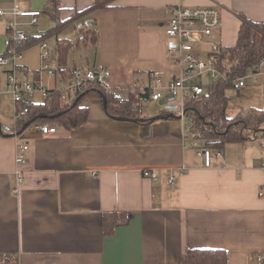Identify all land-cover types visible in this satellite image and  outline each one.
Returning <instances> with one entry per match:
<instances>
[{
	"label": "crops",
	"instance_id": "0c3cea01",
	"mask_svg": "<svg viewBox=\"0 0 264 264\" xmlns=\"http://www.w3.org/2000/svg\"><path fill=\"white\" fill-rule=\"evenodd\" d=\"M94 1L0 0L4 13L0 55L10 49L9 9L17 5L22 11L41 12L35 26L28 18L16 22L27 39L45 37L54 71L48 90L64 89L74 67L107 69L110 93L126 103L150 84L149 74L163 84L180 75L165 36L170 8L179 0H112L107 7L75 19ZM181 4L218 7L221 26L214 39L224 48L236 44L242 17L264 23V0ZM72 29L78 32L75 42L69 38ZM40 45L22 50L16 70L13 64L0 67V258L5 255L17 264H185L187 249H209L224 250L227 264H261L264 138L260 134L226 145L222 158L212 156L205 167L191 148L192 140L183 137V125L175 114L149 122L175 105L168 99L164 108L156 102L145 107L137 100L138 109L129 117L136 120L132 122L110 118L102 100L89 98L81 104L87 118L79 127L49 123L56 126L49 135L33 127L40 123L19 129L6 93L7 79L15 71L18 80L25 75L34 84H44L47 71L40 69ZM203 56L208 57V51ZM232 92L238 101L228 102L226 117L232 119L245 109L264 111V64L248 75L242 90L228 92L231 99ZM44 100L35 95L31 103ZM67 100L61 97L64 107ZM22 143L28 146L22 167L25 184L15 196L14 155ZM197 143L205 147L202 141ZM144 171H153L156 179L144 177ZM108 214L117 220L114 227L105 219Z\"/></svg>",
	"mask_w": 264,
	"mask_h": 264
},
{
	"label": "built area",
	"instance_id": "2783aa9c",
	"mask_svg": "<svg viewBox=\"0 0 264 264\" xmlns=\"http://www.w3.org/2000/svg\"><path fill=\"white\" fill-rule=\"evenodd\" d=\"M180 3L170 8V18L165 26V36L168 39V53L174 57L177 65L181 68V73L177 78L163 84L162 80L154 75L149 74L150 84L143 89L138 95V103L140 105L146 103H155L161 100L178 99L175 103L177 106V116L183 125V137L192 140L191 148L195 151L196 156L202 161L205 167H209L212 156L222 158L220 151H212L206 147L198 145V136L195 131V122L185 118L184 102L187 95L200 96L204 92V87L200 85H189L188 83L202 75L204 72L210 73L213 81L219 74L215 69L214 56L220 51L222 46L214 39L215 33L220 29L221 17L217 6L189 7L181 4L185 0H179ZM12 19L7 24L8 45L10 49L7 54L0 55V67L13 64L17 69L15 62L20 59L22 54L17 51L16 45L27 39V34L17 30V18H28L29 24L35 26L38 24L41 12L22 11L19 6L14 5L9 9ZM4 15L0 9V17ZM206 44L208 46V57L206 61L199 55L196 45ZM40 69L47 71L51 76L54 71L49 65V51L46 44L40 45ZM264 64V60L259 63V67ZM258 67V68H259ZM71 80L64 89L57 90L60 97L66 96L68 102L74 101L78 93L83 92L87 85H94L102 90L110 93L108 87V79L110 72L107 69L82 71L74 67L70 70ZM248 76L240 77L233 83V90L239 92L247 83ZM8 89L6 93L10 96L14 105L15 119H25L28 113L27 105L31 103V98L35 95L41 96L43 99L49 97L48 89L40 84H34L28 81L23 75L22 80H18L15 71L8 75ZM2 91L0 90V104L2 101ZM20 105V108L18 106ZM33 127L42 135H49L56 132V126L50 124H34ZM264 147V141H262ZM28 146L26 144L16 145L14 155V176L16 184L11 189V193L15 196L19 195L21 188L25 184V176L22 167L26 164V152ZM144 177L155 180L157 175L153 171H144ZM95 176V174H93ZM168 184H173V178L168 180ZM262 197L263 193H259ZM1 258H6L5 255ZM264 264V255L259 259Z\"/></svg>",
	"mask_w": 264,
	"mask_h": 264
},
{
	"label": "trees",
	"instance_id": "16d2710c",
	"mask_svg": "<svg viewBox=\"0 0 264 264\" xmlns=\"http://www.w3.org/2000/svg\"><path fill=\"white\" fill-rule=\"evenodd\" d=\"M111 2L112 0H95L91 8L79 14L80 16L76 15L75 19L92 10L105 8ZM44 41L45 37L26 39L19 42L16 49L22 52L35 44H43ZM214 59L218 78L208 87H204L202 95H187L184 102L185 118L195 122L198 140L202 141L206 148L221 152L228 144L243 143L258 134L264 138V131L259 133L264 127V111L245 109L232 119L226 117L228 102L231 99L228 92L233 90V83L240 77L255 73L259 63L264 60V23H253L242 17L236 44L233 47H222ZM49 93L43 103L27 105L26 118L16 121L19 129H23L33 118H37L35 123H57L66 129L79 127L87 118L86 108L81 104L89 98L102 100L104 96L107 101L106 113L113 119H130L138 109L137 97L122 103L119 96L107 93L94 85H87L66 107L62 105L60 94L56 90H50ZM168 101L173 103L174 99ZM174 114L177 116V111ZM105 219H109L113 227L117 223L112 214L106 215ZM0 264L17 262L11 258H0ZM185 264H227V254L224 250L187 249Z\"/></svg>",
	"mask_w": 264,
	"mask_h": 264
},
{
	"label": "rangeland",
	"instance_id": "374dc122",
	"mask_svg": "<svg viewBox=\"0 0 264 264\" xmlns=\"http://www.w3.org/2000/svg\"><path fill=\"white\" fill-rule=\"evenodd\" d=\"M48 8V7H47ZM33 29L34 28H36V27H32ZM72 32L70 33L69 32V34H71L70 36H69V38L73 41V42H75V40L77 39V37H78V32L75 30V29H72L71 30ZM196 47V49L197 50H199V51H201V53H202V59H203V61H206V58H205V56H203V53H207V51H208V46L206 45V44H200V45H196L195 46ZM81 49V48H80ZM52 78V79H51ZM51 81V82H50ZM53 81H54V78L50 75V74H48L47 72H46V77H45V79H44V84L43 85H41L42 87H44V88H46V89H48V87H50V85L52 86L53 85ZM212 81H213V78L211 77V75H210V73H208V72H204L202 75H200V76H198V77H195L194 79H192L188 84H192V85H200V86H203V87H208L209 85H211V83H212ZM30 82H32V81H30ZM51 90H54V89H51ZM231 96H232V99L230 100L231 102H236V101H238V98L236 97L237 96V94L235 93V92H232L231 93ZM165 100H161V101H158V102H156L157 103V105H161L163 108L166 106V102H164ZM176 102H178V99L176 98L175 99V103ZM151 104V103H150ZM150 104H144V106L146 107V106H150ZM143 106V107H144ZM161 107V108H162ZM230 109H232V108H230Z\"/></svg>",
	"mask_w": 264,
	"mask_h": 264
},
{
	"label": "water",
	"instance_id": "95a60500",
	"mask_svg": "<svg viewBox=\"0 0 264 264\" xmlns=\"http://www.w3.org/2000/svg\"><path fill=\"white\" fill-rule=\"evenodd\" d=\"M102 105H103V108L104 110L106 111V105H107V101H106V98L104 96H102ZM177 109V106L174 105V106H169L167 107V111H169L166 115H158L152 119H150V122H154L156 120H164V119H168V118H174L175 115L173 113V111H175ZM179 118V117H178ZM114 119H117V120H121V121H132V122H136V120H132V119H128V118H114ZM37 120V118L33 119L31 122L27 123L25 126H24V129L27 128L29 125H31L33 122H35ZM0 130H1V127H0ZM260 131H264L263 129L260 130ZM12 137L16 136V135H11Z\"/></svg>",
	"mask_w": 264,
	"mask_h": 264
}]
</instances>
